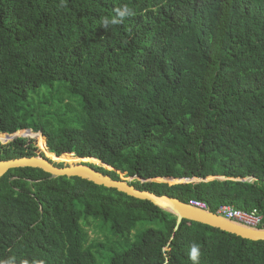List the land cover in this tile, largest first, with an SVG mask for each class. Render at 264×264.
I'll use <instances>...</instances> for the list:
<instances>
[{
	"label": "trees",
	"instance_id": "trees-1",
	"mask_svg": "<svg viewBox=\"0 0 264 264\" xmlns=\"http://www.w3.org/2000/svg\"><path fill=\"white\" fill-rule=\"evenodd\" d=\"M25 130L55 161H101L116 180H202L131 185L264 216V0H0V135ZM37 151L0 142V161ZM177 220L77 177L12 169L0 264H194V245L195 264H264V241ZM98 222L122 251L116 237L91 240Z\"/></svg>",
	"mask_w": 264,
	"mask_h": 264
},
{
	"label": "water",
	"instance_id": "water-1",
	"mask_svg": "<svg viewBox=\"0 0 264 264\" xmlns=\"http://www.w3.org/2000/svg\"><path fill=\"white\" fill-rule=\"evenodd\" d=\"M28 132H33L32 130H25ZM18 133V132H17ZM5 134L6 137L15 136ZM36 134V133H35ZM42 136V133H39ZM17 139V138H15ZM3 145L8 144V141H0ZM46 142V140H45ZM47 146V143H46ZM48 148V147H47ZM55 157L57 155L53 154ZM75 157V155L73 154ZM77 158V157H76ZM80 162L70 165L59 166L57 161H54L46 156L37 155L34 157H22L11 160L0 161V179L5 176L10 170L18 168H35L44 171L50 175L51 179H56L60 177L67 178H80L91 182L97 186H102L108 189H115L118 192L124 193L129 197L148 201L153 205L159 207L160 209L167 211L177 217V228L181 224L182 220H190L211 226L213 228L220 229L222 231L237 235L241 238L251 240V241H264V230L262 229H252L246 226H243L239 223L227 220L223 217H220L216 213L211 211L201 210L199 208L193 207L189 204L183 203L180 200L167 196V195H158L156 193L140 190L135 186L131 185L132 181L124 180L120 177L119 180L113 179L111 176L106 175L97 169L94 166L102 167L108 171H115L113 168L108 165L98 161L100 164L94 162H86L83 160H88L87 158H78ZM90 159V158H89ZM94 159V158H93ZM120 174L119 172H117ZM136 179L142 182H158V183H169V184H187L194 182H201L202 180L197 179H150L143 180L139 177ZM213 178H209L206 181H210ZM224 179V177L219 178ZM178 181V182H177ZM180 181V182H179Z\"/></svg>",
	"mask_w": 264,
	"mask_h": 264
},
{
	"label": "rangeland",
	"instance_id": "rangeland-1",
	"mask_svg": "<svg viewBox=\"0 0 264 264\" xmlns=\"http://www.w3.org/2000/svg\"><path fill=\"white\" fill-rule=\"evenodd\" d=\"M37 134V133H36ZM39 134V133H38ZM2 136V135H0ZM5 136V135H4ZM17 136L16 138H25V139H28L29 141H32L36 148H37V155H42V156H46V153L45 151L48 150V148L46 147V142H45V138H44V141H42L39 137H36V136H31V138H28L30 136H18V133L15 135ZM6 137V136H5ZM12 140V136L11 137H8V141L9 143L11 142ZM16 140V139H15ZM42 147V148H40ZM47 157V156H46ZM49 158V157H48ZM53 160V159H52ZM58 162V161H57ZM59 164H63V165H67L65 164L64 162H58ZM121 177V175H120ZM124 180H128V181H134V180H138L136 179L135 177H132V178H123ZM100 227H101V232L99 231V229H95L94 227H88L87 230L89 232V235H90V238L91 240L95 241L96 243H103V244H106V239L104 237H107L108 240H113L112 238H115L116 240H114L110 245L111 247L115 248V250L117 251H122L126 244H125V241L124 239H121L119 236H115L114 234L111 233V230H110V227L109 226H106L104 225L102 222H98ZM103 226V227H102ZM153 226V224H150L149 222L146 223V222H143L141 224H139L138 226V229H136L134 232H133V235L131 236V239L130 241L133 242L136 240V237L134 234L136 233H139V231H143L144 229L146 228H149ZM103 234V235H102ZM104 236V237H103ZM114 236V237H113Z\"/></svg>",
	"mask_w": 264,
	"mask_h": 264
},
{
	"label": "built area",
	"instance_id": "built-area-1",
	"mask_svg": "<svg viewBox=\"0 0 264 264\" xmlns=\"http://www.w3.org/2000/svg\"><path fill=\"white\" fill-rule=\"evenodd\" d=\"M189 205L201 210L210 211L208 205L201 201L193 200ZM217 215L252 229L264 230V216L257 210L245 212L225 205L219 208Z\"/></svg>",
	"mask_w": 264,
	"mask_h": 264
},
{
	"label": "clouds",
	"instance_id": "clouds-1",
	"mask_svg": "<svg viewBox=\"0 0 264 264\" xmlns=\"http://www.w3.org/2000/svg\"><path fill=\"white\" fill-rule=\"evenodd\" d=\"M131 13H130V11L128 10V9H124L123 11H120L119 12V17L122 19V18H124L126 15H130ZM119 21L117 20V19H111V20H109V19H105L104 21H103V24L105 25V26H107V25H109V24H116V23H118ZM199 254H200V252H199V248L197 247V246H193L192 248H191V251H190V253H189V255H190V258L192 259V261L194 262V264H195V262L198 260V257H199Z\"/></svg>",
	"mask_w": 264,
	"mask_h": 264
},
{
	"label": "bare ground",
	"instance_id": "bare-ground-1",
	"mask_svg": "<svg viewBox=\"0 0 264 264\" xmlns=\"http://www.w3.org/2000/svg\"><path fill=\"white\" fill-rule=\"evenodd\" d=\"M18 136H36L39 137L42 141H44V137L41 136L40 134H35L34 132H28V131H20L18 132ZM17 136H12L11 142L16 138ZM8 140V137H5L4 135L0 136V141H6ZM56 158H59L58 156ZM51 159V158H50ZM55 161V160H54ZM80 162V161H79ZM89 162V161H87ZM78 163V162H76ZM75 164V163H72ZM70 165V164H68ZM122 178H125L124 176H121Z\"/></svg>",
	"mask_w": 264,
	"mask_h": 264
}]
</instances>
